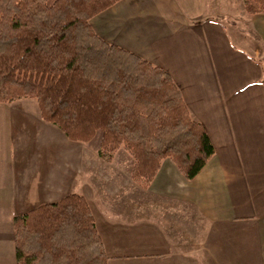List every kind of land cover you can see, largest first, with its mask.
<instances>
[{
	"label": "crops",
	"instance_id": "crops-1",
	"mask_svg": "<svg viewBox=\"0 0 264 264\" xmlns=\"http://www.w3.org/2000/svg\"><path fill=\"white\" fill-rule=\"evenodd\" d=\"M215 2L120 0L91 19L103 39L169 72L204 125L215 154L192 180L166 158L142 188L127 150L104 161L58 126L47 125L61 138L48 149L13 143L21 130L7 118L25 111L41 122L40 107L35 98L0 103V264H17L14 217L70 193L85 196L107 264H264L263 53L235 44Z\"/></svg>",
	"mask_w": 264,
	"mask_h": 264
},
{
	"label": "trees",
	"instance_id": "trees-1",
	"mask_svg": "<svg viewBox=\"0 0 264 264\" xmlns=\"http://www.w3.org/2000/svg\"><path fill=\"white\" fill-rule=\"evenodd\" d=\"M120 0H0V103L35 98L72 141L100 135L101 159L124 148L148 188L170 158L192 180L215 154L170 73L99 36L91 19ZM246 14L264 0H242ZM260 62L263 64L262 60ZM17 264H107L85 196L70 193L14 217Z\"/></svg>",
	"mask_w": 264,
	"mask_h": 264
},
{
	"label": "rangeland",
	"instance_id": "rangeland-1",
	"mask_svg": "<svg viewBox=\"0 0 264 264\" xmlns=\"http://www.w3.org/2000/svg\"><path fill=\"white\" fill-rule=\"evenodd\" d=\"M241 3V0H216L215 8L220 10V12L222 13H224L225 11L230 15H225L224 18L226 20L229 34H232V37L234 38L233 40H235V44H237L239 48L247 50L249 54L256 55V53L254 52L255 50H257V48H259L263 55L260 56V54H258V56L261 57L260 59H262V62L264 63V41L261 39L259 35L260 33L258 32V34L256 32L257 30H254V19L255 17L257 18L261 16L260 14H246ZM5 104L9 103H4L2 105ZM16 105H11L9 107L10 109H14L15 107H17ZM27 114L29 113L27 112ZM27 114L25 113V111H20V115H18V113L16 112L13 120L10 117L6 120L7 128L10 129V125H12L13 128L12 123H15L18 130H21V132L15 134V137H10L13 143L18 141V144H24V146L26 147L32 141V143L35 142L36 145L45 146L41 149H48L50 145L53 146L61 142L60 140H58L61 139L58 134L53 131L49 132L47 130V125H53V127H57L56 125L51 123L48 124L49 122L44 121L43 119L41 120V122L37 121L36 119H34V116L32 114L30 115L31 117H29ZM38 120H40V116ZM0 122V124H2V120H0ZM99 139L100 135H97L89 143L74 141L71 142L75 143V145L87 144L91 150L88 151V155H91L92 152L95 151L96 147H98ZM36 155L37 154H35L34 152H31V159L35 160ZM39 155L41 154L39 153Z\"/></svg>",
	"mask_w": 264,
	"mask_h": 264
}]
</instances>
